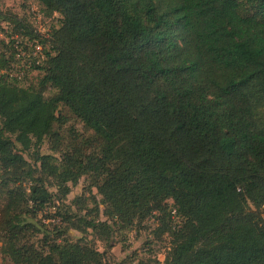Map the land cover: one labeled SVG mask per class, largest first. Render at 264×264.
I'll use <instances>...</instances> for the list:
<instances>
[{"label":"trees","instance_id":"16d2710c","mask_svg":"<svg viewBox=\"0 0 264 264\" xmlns=\"http://www.w3.org/2000/svg\"><path fill=\"white\" fill-rule=\"evenodd\" d=\"M36 1L60 16L48 38L0 11V243L12 263L105 264L88 234L152 218L164 259L127 264H264V0ZM14 34L44 53L20 79ZM82 177L101 200L72 210Z\"/></svg>","mask_w":264,"mask_h":264},{"label":"rangeland","instance_id":"374dc122","mask_svg":"<svg viewBox=\"0 0 264 264\" xmlns=\"http://www.w3.org/2000/svg\"><path fill=\"white\" fill-rule=\"evenodd\" d=\"M0 11L6 13L10 11L11 13L16 14L19 18H23L26 22H32L33 26L44 33L49 31L52 27H56L60 17L56 13L47 14L36 0H0ZM10 26L11 25L6 22L0 21V41H7L10 33ZM29 80L30 79H27L23 84H26ZM60 112L70 118L72 117L68 110L61 109ZM69 125H73L75 129L83 131L82 125L76 120H70ZM41 151L48 154L52 153L49 149L47 141H44L41 146ZM49 189L51 191L54 190L52 187ZM92 196H95L97 202H100L101 197L97 194L95 188H91L89 190L87 179L82 177L78 180L76 185L71 187L70 193L67 195L66 202L68 204L70 203L72 210H76L77 204L73 203L75 198L82 197L83 199H91ZM87 202H89V200H86V203ZM87 204L88 206H92L90 202ZM100 210H103V206L101 204ZM101 214L99 218L104 221L106 218L103 214ZM45 215L47 218H45ZM48 215L49 213H44L42 216L43 221L46 223L51 222ZM262 217L264 218V213L262 214ZM154 227L155 223L153 219L147 218L140 224H136L135 222L133 227L130 229L123 230L113 226L112 234L108 240L100 237L95 239L90 234H88V239L92 240L99 251L106 252L104 259L105 264H127L132 259L133 253H135L137 257L150 256L151 258L162 261L169 246V237L166 234H163L160 237L153 235L154 238H152L151 234ZM71 233L73 234V238L80 236V234L75 231H71ZM148 248L150 253L147 254L149 251L145 250ZM0 264H13L9 257L3 252L1 243Z\"/></svg>","mask_w":264,"mask_h":264},{"label":"built area","instance_id":"2783aa9c","mask_svg":"<svg viewBox=\"0 0 264 264\" xmlns=\"http://www.w3.org/2000/svg\"><path fill=\"white\" fill-rule=\"evenodd\" d=\"M36 31H38V33L43 35L45 38H48V31L44 33L38 28H36ZM11 38L15 39L13 48L15 49L17 58V62L15 63L12 73L20 79L24 70L39 64L40 61L44 59V53L42 52L40 40L37 38L28 39L19 34H14Z\"/></svg>","mask_w":264,"mask_h":264}]
</instances>
